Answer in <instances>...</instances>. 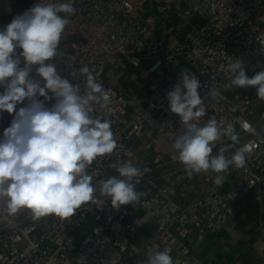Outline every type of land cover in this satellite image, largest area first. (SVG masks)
I'll return each mask as SVG.
<instances>
[{
	"label": "built area",
	"instance_id": "built-area-1",
	"mask_svg": "<svg viewBox=\"0 0 264 264\" xmlns=\"http://www.w3.org/2000/svg\"><path fill=\"white\" fill-rule=\"evenodd\" d=\"M142 1L72 0L76 11L68 17L58 61H51L63 78L79 83L82 92L83 66L102 84L108 108L96 106L92 115L112 121L118 146L87 171L99 189L100 181L119 175V163L132 162L143 173L135 184V190L142 191L140 201L117 209L97 192L96 199L70 217L49 214L39 219L27 209L7 216L0 201V264H144L150 249L169 250L174 264H204L198 249L208 236L224 230L239 202L253 194L264 202V100L257 98L255 87H231L224 70L234 57L245 62L249 78L264 70L257 39L264 34V0H165L156 18L137 14ZM12 16L13 0H0V25ZM180 20L189 26L188 32L168 43L162 34L165 23ZM117 64L139 71L142 91L128 95L106 80ZM35 67L30 75L40 79ZM184 70L201 83L198 91L206 107L201 126L215 118L221 126L233 123L239 134V143L225 152L226 157L236 148L248 149L244 166H230L221 174V185L214 183L217 174L211 171L189 178L173 148L183 128L169 110L167 93ZM213 88L221 90L223 99L207 96ZM13 117L0 115V136ZM232 143L222 138L213 155ZM146 223L155 237L143 245L140 233ZM259 227L264 232V218Z\"/></svg>",
	"mask_w": 264,
	"mask_h": 264
},
{
	"label": "clouds",
	"instance_id": "clouds-1",
	"mask_svg": "<svg viewBox=\"0 0 264 264\" xmlns=\"http://www.w3.org/2000/svg\"><path fill=\"white\" fill-rule=\"evenodd\" d=\"M75 11L72 0H42L0 29V115L14 113L0 136V201L7 216L27 209L33 219L49 214L67 218L83 203L96 199L97 192L109 197L117 209L139 202L142 195L135 184L143 173L130 161L119 163V175L100 181L99 189L87 171L93 161L112 153L118 145L112 121L92 115L96 106L108 108L109 101L89 67L79 69L85 77L82 92L79 83L63 78L57 64L51 62L58 61L68 17ZM257 39L264 55V34ZM33 66H37L35 73L40 79L30 75ZM224 70L231 87H255L257 98L264 100V70L249 78L245 62L237 57ZM179 75L181 79L167 93L169 110L179 117L183 128L173 148L189 178L211 171L217 174L214 183L221 185V174L230 166H244L248 149L236 148L230 158L226 157L225 152L239 143L234 124L221 126L210 118L201 126L200 118L206 113L205 98L198 91L201 83L186 70ZM207 96L223 99L219 88L210 89ZM25 101V106L17 109ZM224 137L232 145L221 146L213 155L217 142ZM144 264L174 261L169 250L150 249Z\"/></svg>",
	"mask_w": 264,
	"mask_h": 264
},
{
	"label": "crops",
	"instance_id": "crops-1",
	"mask_svg": "<svg viewBox=\"0 0 264 264\" xmlns=\"http://www.w3.org/2000/svg\"><path fill=\"white\" fill-rule=\"evenodd\" d=\"M165 0H143L137 14L156 18ZM38 0H13V16L1 23V29L12 19L25 11L28 5ZM189 26L183 21L165 23L162 34L168 43H176L183 38ZM120 65V66H119ZM119 66V67H118ZM106 80L113 86L121 87L128 95L140 92L144 86L139 71L122 64L110 68ZM264 218V202L256 200L255 194L243 198L238 204V212L220 234L206 238L197 251L204 264H264V232L260 221ZM154 229L150 223L144 225L140 233L143 245L154 240Z\"/></svg>",
	"mask_w": 264,
	"mask_h": 264
},
{
	"label": "rangeland",
	"instance_id": "rangeland-1",
	"mask_svg": "<svg viewBox=\"0 0 264 264\" xmlns=\"http://www.w3.org/2000/svg\"><path fill=\"white\" fill-rule=\"evenodd\" d=\"M120 66V65H119ZM118 66V67H119ZM261 117H264V112L261 114ZM145 154V152L143 151V150H141L140 152H139V155L140 156H143ZM138 193H141L142 194V191H138Z\"/></svg>",
	"mask_w": 264,
	"mask_h": 264
}]
</instances>
